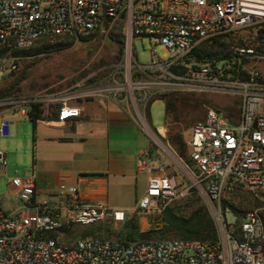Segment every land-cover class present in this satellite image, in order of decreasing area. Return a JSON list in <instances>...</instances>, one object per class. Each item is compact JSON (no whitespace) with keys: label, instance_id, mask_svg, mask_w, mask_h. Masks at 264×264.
<instances>
[{"label":"built area","instance_id":"built-area-1","mask_svg":"<svg viewBox=\"0 0 264 264\" xmlns=\"http://www.w3.org/2000/svg\"><path fill=\"white\" fill-rule=\"evenodd\" d=\"M117 24L123 42L115 62L59 91L0 97V109L55 104L57 120L65 121L80 114L69 101L84 97L111 96L139 116L168 92L236 95L239 114L229 118L233 124L221 110L207 106L204 118L192 125L186 141L191 165L183 176L167 173L149 148L140 153L137 168L146 175V187L135 211L161 212L193 192L219 203L225 192L245 190L264 201V76L256 69L264 60V0H0V74L16 71L29 58L23 52L41 42L77 43L110 34ZM243 29L262 33L261 42L252 45L242 37L244 44L225 46L223 59L191 56L200 45ZM135 38L153 46L148 63L137 61ZM157 44L167 48L168 57L155 52ZM8 125L0 119V136ZM148 127L150 132L143 125L150 138L151 132L157 136ZM5 171L0 149V174ZM8 185L19 203L11 211L0 206V264H264V221L258 209L243 212L237 224L219 209L215 241L78 236L65 244L63 233L76 225L122 222L127 215L80 197L73 186L39 198L33 167L28 176L11 177Z\"/></svg>","mask_w":264,"mask_h":264},{"label":"rangeland","instance_id":"rangeland-1","mask_svg":"<svg viewBox=\"0 0 264 264\" xmlns=\"http://www.w3.org/2000/svg\"><path fill=\"white\" fill-rule=\"evenodd\" d=\"M120 28L121 26L117 24L113 27L112 33L110 34L99 33L89 39L73 43L68 48L53 54L48 66L39 62L29 70L26 79L21 83L20 90L15 95L21 97L36 92L49 93L52 91H59L68 87L80 78L89 75L97 69V67L115 62L117 60V55L119 54V45L112 40L110 36L121 35ZM242 37H248L250 39L249 44L256 45L261 42L262 33L259 32L255 35L252 31L243 29L221 40L226 45H242L245 43V41L242 40ZM152 47L153 46L147 39H134L133 48L139 63L145 64L150 61ZM154 48L155 52L160 57H168L169 52L163 45L157 44ZM23 64L24 62L20 64L16 71L8 73L4 77L0 74V89L6 87L11 81L20 75ZM256 69L264 76V60L256 64ZM82 73H84L83 76H81ZM100 75L103 77L106 73ZM162 95L173 103L174 106L172 111H165L164 101L162 99H155L149 102V105L145 109L146 111H142V115L139 113V116L140 118L143 117L146 124L156 132L158 136L156 137L171 154H169L168 151L155 140V138H150V135L147 132L142 130L141 135L145 140V146L149 147L151 153L167 173L178 172L183 176L181 171L187 168V165H191L188 162L187 164L185 162V158L188 157V150L186 147V157H180L177 153L176 147L170 141V136L179 132L186 144L192 125L204 118L207 106H214L218 110H221V114L226 116L227 121L231 123L229 118L233 120L238 118L239 100L236 95L229 93L173 91ZM3 97H7V95ZM25 108L26 110L28 109V107L24 106V109ZM140 124L143 127L144 122H140ZM32 127V122L24 116L20 122H13L10 127L11 130L9 135L0 136V149L5 152L6 159V171L5 173L0 174V194L6 191L11 177H25L31 172L32 148L29 134ZM158 127H160V133L157 131ZM145 178L146 175L141 173L138 176L136 184L133 185L130 190H125L122 194L110 189L111 199L114 202L124 201L132 204L135 206V211L136 203L145 191ZM177 179L179 180L180 176H177ZM200 203L207 205L215 220L216 226L217 220L215 218V213H218L220 211L219 209L225 213L228 222L235 221V223H237L238 217L249 209L260 210L264 221V201L259 195L252 194L245 190L227 191L221 197L219 203L209 202L203 195L193 192L185 199H182L169 207H174L178 214L187 216ZM134 211H125V214L127 215L126 219H128L130 214ZM163 211L151 214L135 211L134 213L137 216L139 230L147 231L162 228ZM125 220L122 222H114L113 220L105 219L89 225H76L63 233L62 240L65 244H70L78 236H89L82 235V233L90 232L92 229L100 227H102V229H100L98 237L111 239L123 238L121 231ZM166 238L176 237L169 235ZM150 239L161 238L156 237L155 233H153V237Z\"/></svg>","mask_w":264,"mask_h":264},{"label":"crops","instance_id":"crops-1","mask_svg":"<svg viewBox=\"0 0 264 264\" xmlns=\"http://www.w3.org/2000/svg\"><path fill=\"white\" fill-rule=\"evenodd\" d=\"M69 103L77 106L80 114L65 121L57 120L55 104L41 105V118L35 121L30 115L33 107L28 105L0 109V119L9 122L5 135L10 134L13 122H20L24 116L33 124L29 139L38 197L49 198L60 186H73L84 199L134 211L132 204L114 202L110 189L122 194L141 174L138 157L149 147L145 146L144 129L135 110L111 96L84 97ZM18 201L10 185L0 194V206L6 211L13 210Z\"/></svg>","mask_w":264,"mask_h":264},{"label":"trees","instance_id":"trees-1","mask_svg":"<svg viewBox=\"0 0 264 264\" xmlns=\"http://www.w3.org/2000/svg\"><path fill=\"white\" fill-rule=\"evenodd\" d=\"M110 38L119 45L118 53H120L123 42L122 36L111 35ZM221 38L222 37H217L211 43H204L200 45L192 51L191 56L198 61H208L213 58L223 59L227 56V53L223 51L226 44L221 40ZM72 44L73 43L71 41L66 40L53 43L44 41L39 46L23 52L24 55L28 56L29 58L22 61L24 64L20 75L11 81L6 87L0 89V97L17 94L21 88V83L26 79L28 72L32 67L36 66L39 62L48 66L53 54L68 48ZM118 58L119 54L117 55V59ZM83 75L84 73L81 74V76ZM155 99H162L164 101L165 111L170 112L173 110V103L164 95H160L154 98V100ZM30 115L33 121L41 118V108L38 105L33 106V108L30 110ZM170 141L176 147L178 155L183 158L186 157V144L181 134L176 132L175 134L171 135ZM185 159L186 164L187 162L189 164L191 163L189 155ZM134 212L130 214L128 219L125 220L123 229L121 231L123 238H119L120 240L133 241L136 239H150L153 237V233H155V236L158 238H166L169 235L175 236L176 238L202 241H215L218 238L215 220L211 215L207 205L204 203H200L187 216L178 214L174 207H167L164 209L162 214V228L157 230L140 231L137 216ZM238 221L239 220L237 219V223ZM100 229H102V227L94 228L90 232L82 233V235L99 236ZM67 231L68 230L65 232Z\"/></svg>","mask_w":264,"mask_h":264},{"label":"bare ground","instance_id":"bare-ground-1","mask_svg":"<svg viewBox=\"0 0 264 264\" xmlns=\"http://www.w3.org/2000/svg\"><path fill=\"white\" fill-rule=\"evenodd\" d=\"M141 119L143 120V122H144V125H145V127L147 128V130L150 132V129H149V127H148V125L146 124V122L144 121V119H143V117H141ZM151 134L153 135V137L155 138V140L165 149V150H167L166 149V147L160 142V140L151 132ZM168 151V150H167ZM169 152V151H168Z\"/></svg>","mask_w":264,"mask_h":264}]
</instances>
